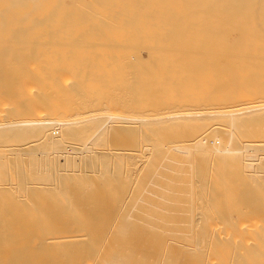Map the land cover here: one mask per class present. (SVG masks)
Wrapping results in <instances>:
<instances>
[{"label": "bare ground", "instance_id": "bare-ground-1", "mask_svg": "<svg viewBox=\"0 0 264 264\" xmlns=\"http://www.w3.org/2000/svg\"><path fill=\"white\" fill-rule=\"evenodd\" d=\"M249 210L264 0H0V264H264Z\"/></svg>", "mask_w": 264, "mask_h": 264}, {"label": "rangeland", "instance_id": "rangeland-1", "mask_svg": "<svg viewBox=\"0 0 264 264\" xmlns=\"http://www.w3.org/2000/svg\"><path fill=\"white\" fill-rule=\"evenodd\" d=\"M182 53L183 54H185V52H184V50H182ZM127 61V58L126 59H124V65L122 66V63H123V61H122V63L119 65V68H124L126 71L128 70V72H129V74H131V72H133L132 73V76H135V75H140V76H142V79L143 80H147L146 78V76H148V80H152V77H154L155 76V74H162V73H164L165 75H168V73L169 72H171V70L170 71H167V69H166V67L167 68H169L170 69V67L172 68L173 66H178V67H181L182 69L184 68L185 70H187V69H194V70H196L195 68H194V63H192V60H191V58H189V59H184L183 61H180L178 64H173V63H171L170 64V62H164V63H161V62H159V63H156L157 64V66H156V64H151L150 66L149 65H146V66H144V68H143V70L145 69V71H147L146 73H145V71H143V70H141V72L142 73H144V74H136L134 71L135 70H133V69H131L132 67H134V63L131 61V60H129V63L130 64H128V61ZM188 60V61H187ZM185 61H186V63H185ZM189 62V63H188ZM106 63V64H105ZM125 63L127 64V65H125ZM132 63H133V65H132ZM166 63V64H165ZM190 63H191V65H190ZM106 66H108V67H106ZM162 64H163V66H162ZM130 65H132V66H130ZM166 65H168V66H166ZM171 65V66H170ZM181 65V66H180ZM101 66H102V68H105L106 70H107V68L108 69H110V64L109 63H107V62H105V61H103L102 62V64H101ZM126 66H128V68L126 67ZM149 66V69H147L146 70V67H148ZM156 66V67H155ZM164 66H166V67H164ZM184 66V67H183ZM188 66H190L189 68H188ZM150 67H152V68H150ZM165 69V71H163L164 69ZM155 69V70H154ZM157 69V70H156ZM161 69V70H160ZM126 71H121V73L122 74H124L125 75V73H126ZM149 71V72H148ZM157 71V72H156ZM188 71V70H187ZM127 72V73H128ZM154 72V73H153ZM126 73V74H127ZM149 73V74H148ZM128 74V75H129ZM127 75V76H128ZM144 76V77H143ZM152 76V77H151ZM128 77H130V76H128ZM151 77V78H150ZM190 84H193V83H189V85ZM206 85H208V84H206ZM194 92H196V93H200V89L199 88H196L195 90H194ZM114 95H115V98H117L118 99V97L120 96V93H118V96H117V93L115 92L114 93ZM148 95H149V97H148ZM117 96V97H116ZM153 95H151V94H149V92L148 93H146L145 95H143L141 98H139L138 99V102H137V107H135V108H138V109H145V110H149V108H150V110L153 112V111H155L159 106L158 105H154V103H153V99L154 98H151ZM216 96V97H215ZM114 98V99H115ZM120 99L122 98L121 96L119 97ZM143 98V99H142ZM160 97H156L155 99H157V100H159L160 102H161V98L159 99ZM142 99V100H141ZM205 99V100H204ZM203 100L207 103L206 105L205 104H203L202 106L203 107H210V106H213V104L214 105H217V106H219V105H224L223 104V102L224 101H222L221 100V97H219V96H217L216 94H213V95H211V96H208V97H206V98H204ZM209 99V100H208ZM214 100H216V101H214ZM220 100V102L222 101V103H220V102H218V101ZM209 101H210V103H209ZM140 102V103H139ZM141 102H142V104H141ZM225 102H228V101H225ZM224 102V103H225ZM134 103H135V101L133 102V104H132V107H134ZM139 103V104H138ZM151 103H152V105H153V107H152V105H151ZM220 103V104H219ZM147 104H148V106H147ZM219 104V105H218ZM225 104H227V103H225ZM150 105V106H149ZM210 105V106H209ZM245 105H247V104H245ZM123 107H125V105H122ZM158 106V107H157ZM201 106V107H202ZM248 106V105H247ZM131 106H130V108H132ZM240 107H246V106H243V105H241ZM154 108V109H153ZM126 109H128V107H126ZM159 109H163V107H160ZM129 112V111H128ZM253 154V153H252ZM249 155V157L247 158L248 160H251L252 159V161L254 162V163H260V157H257V154L256 153H254L253 155H251V153H249V154H247V156ZM251 155V156H250ZM256 155V156H255ZM256 160V161H255ZM131 162V164H132V162H134V160H132V161H130ZM132 166V168H133V165H131ZM184 180L182 179V178H178V180L176 181L177 182V185H175L176 187H185L187 184H185V181L183 182ZM188 186V185H187ZM133 214H136V212H137V205L136 204H138V202H136V200H133ZM136 211V212H135ZM258 211H260V210H249V214H248V212H247V215H244L243 217H242V215H240L239 217H235L234 219H250L249 217H251L252 219H250V220H261V219H264V216H261L260 215V212H258ZM239 212H241V213H245V210H244V212H243V210H241V211H239ZM252 213V214H251ZM252 215V216H251ZM253 215H255V216H253ZM249 216V217H248ZM134 218H137V216L136 215H134ZM155 218H157V217H155ZM207 218V217H206ZM206 218H204V219H206ZM257 218V219H256ZM164 219H168V217H165ZM187 220H196V218H193V217H188V219Z\"/></svg>", "mask_w": 264, "mask_h": 264}]
</instances>
